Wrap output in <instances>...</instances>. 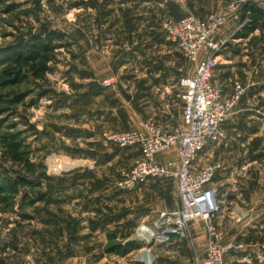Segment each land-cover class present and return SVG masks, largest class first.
<instances>
[{"label": "rangeland", "instance_id": "rangeland-1", "mask_svg": "<svg viewBox=\"0 0 264 264\" xmlns=\"http://www.w3.org/2000/svg\"><path fill=\"white\" fill-rule=\"evenodd\" d=\"M29 1L0 0V49L49 30L65 38L44 80L0 89V264H198L207 239L200 222L190 221L186 237L170 244L147 240L158 214L173 209V179L116 190L136 152L103 148L101 133L139 130L165 116L166 125H178V80L193 76L195 63L168 40L164 24L189 5L208 15L250 0H187L184 7L39 0L42 11L25 17ZM240 8L217 32L228 42L211 82L225 95L242 94L223 124L226 139L200 151L195 167L220 164L210 186L219 207L214 224L234 245L225 261L264 264V29L235 39L245 23ZM169 153L170 161L176 154ZM129 241L138 249L108 252Z\"/></svg>", "mask_w": 264, "mask_h": 264}, {"label": "built area", "instance_id": "built-area-1", "mask_svg": "<svg viewBox=\"0 0 264 264\" xmlns=\"http://www.w3.org/2000/svg\"><path fill=\"white\" fill-rule=\"evenodd\" d=\"M157 1L184 7L187 0ZM256 2L264 9V0ZM239 8L236 4H228L203 19L187 12L179 20L164 24L168 40L186 60L195 63L194 75L178 80L182 103L178 125L166 129L147 121L139 130L101 133L103 148H134L139 153L129 169L119 172L114 182L116 190L129 193L150 179H173L177 207L158 214L155 231L147 240L155 245L170 244L174 238L186 237L190 221L200 222L207 239L205 256L198 264H228L225 256L234 250V245L224 242L214 224L219 207L216 189L210 184L220 164L214 162L196 168L195 161L207 146L226 139L223 124L242 94L240 88H235L230 95H225L221 87L211 82L217 55L228 42L226 38H216L217 32L229 18H238ZM112 82V79H105L102 84L109 87ZM170 151L175 152L178 160L174 169L157 161L158 156Z\"/></svg>", "mask_w": 264, "mask_h": 264}, {"label": "trees", "instance_id": "trees-1", "mask_svg": "<svg viewBox=\"0 0 264 264\" xmlns=\"http://www.w3.org/2000/svg\"><path fill=\"white\" fill-rule=\"evenodd\" d=\"M29 4L31 7L21 13L25 17L42 11L39 0H30ZM240 13L245 23L236 32L235 39H246L259 29H264V9L255 0L244 2ZM64 38L65 34L61 31L49 30L44 34H28L0 49V89L15 87L29 80H44L50 71V64L57 61L56 49L62 46ZM8 185L10 187L12 183ZM137 249V244L129 241L113 246L108 252L124 257Z\"/></svg>", "mask_w": 264, "mask_h": 264}, {"label": "crops", "instance_id": "crops-1", "mask_svg": "<svg viewBox=\"0 0 264 264\" xmlns=\"http://www.w3.org/2000/svg\"><path fill=\"white\" fill-rule=\"evenodd\" d=\"M187 11L188 12H190V13H192V14H194V15H196L197 17H199V18H205L206 16H207V14L204 12V11H200L199 9H196V8H194V7H191L190 5L189 6H187ZM226 31H227V28H224L223 29V31H221V34H223V33H226ZM225 35V34H224ZM228 36V35H227ZM217 37L219 38V35L217 34ZM222 37V36H221ZM220 37V38H221ZM223 92L225 93V91H224V89H223ZM163 105V104H162ZM163 107L165 108V103H164V105H163ZM162 114H165L166 115V111H165V109H162ZM154 115V114H153ZM161 118H163L162 120L161 119H157V121H155V122H157V124L158 123H161V124H159V125H162L163 127H165L166 129H170V128H172L170 125H166V123H168V122H166L167 120V118L168 117H161ZM165 118V119H164ZM179 119V118H178ZM179 121V120H178ZM178 121H176V122H174V125L178 122ZM173 125V124H172ZM174 125H173V127H174ZM176 126V125H175ZM128 149V151H135L136 153H134L135 155H129L128 156V162L131 164L132 163V161H134V159L138 156V151L136 150V149H134V148H127ZM168 154H170V153H166V154H163V155H160V156H158L157 157V161L159 162V163H161V164H163V165H169V163L170 164H176L177 165V162H178V160H177V156L174 158L173 157V159L172 160H168V159H166V155H168ZM168 160V161H167ZM199 166V165H198ZM149 181H153V179H150V180H148L147 182H149ZM147 182L145 183V184H147ZM145 184H143V185H145ZM174 192H175V203L173 204V209H171V210H174L176 207H177V200H176V188H174ZM227 258H229L228 257V255H226L225 256V260L227 261ZM228 262V261H227ZM233 264V263H232Z\"/></svg>", "mask_w": 264, "mask_h": 264}]
</instances>
